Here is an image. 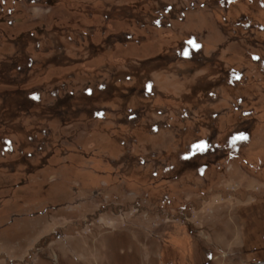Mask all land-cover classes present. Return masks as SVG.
<instances>
[{
	"label": "rangeland",
	"instance_id": "rangeland-1",
	"mask_svg": "<svg viewBox=\"0 0 264 264\" xmlns=\"http://www.w3.org/2000/svg\"><path fill=\"white\" fill-rule=\"evenodd\" d=\"M0 264H264V0H0Z\"/></svg>",
	"mask_w": 264,
	"mask_h": 264
}]
</instances>
